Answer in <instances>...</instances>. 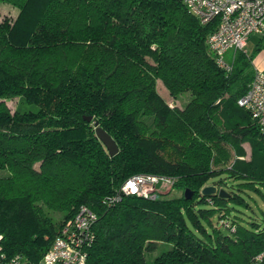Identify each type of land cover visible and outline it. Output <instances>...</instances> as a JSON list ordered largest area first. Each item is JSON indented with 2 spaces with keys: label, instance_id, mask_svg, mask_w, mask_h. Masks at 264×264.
<instances>
[{
  "label": "trees",
  "instance_id": "1",
  "mask_svg": "<svg viewBox=\"0 0 264 264\" xmlns=\"http://www.w3.org/2000/svg\"><path fill=\"white\" fill-rule=\"evenodd\" d=\"M0 4L16 9L0 18V264L15 254L39 260L81 205L96 214L85 264H255L264 215L240 222L229 203H248L225 188L230 179L242 189L264 185L256 161L264 131L237 104L264 34L224 68L206 43L216 20L201 24L181 0ZM139 173L174 177L170 189L182 193L121 194ZM207 184L214 194L200 192Z\"/></svg>",
  "mask_w": 264,
  "mask_h": 264
},
{
  "label": "built area",
  "instance_id": "2",
  "mask_svg": "<svg viewBox=\"0 0 264 264\" xmlns=\"http://www.w3.org/2000/svg\"><path fill=\"white\" fill-rule=\"evenodd\" d=\"M181 1L201 24L216 20V27L207 36L206 43L221 67H229L225 60L227 51L244 49L251 35L264 34V0ZM237 104L247 110L264 131V73L260 69L254 70L248 88ZM174 181V177L167 175L134 174L121 185L120 192L154 199L161 194V187H171ZM95 219L96 214L88 206L81 205L64 223L39 260L31 261L15 254L7 264H85L88 247L94 237L92 226ZM262 259L264 253L256 257L255 264H260Z\"/></svg>",
  "mask_w": 264,
  "mask_h": 264
},
{
  "label": "rangeland",
  "instance_id": "3",
  "mask_svg": "<svg viewBox=\"0 0 264 264\" xmlns=\"http://www.w3.org/2000/svg\"><path fill=\"white\" fill-rule=\"evenodd\" d=\"M16 13V9L7 5V4H0V18L1 16H8V17H14ZM251 39H255V37H251ZM226 58V56H225ZM157 89L158 92L160 93V95L163 96V98L166 101H171L170 96L167 93V90L163 87V85L161 84V82L158 80L157 81ZM8 106L10 107V109L13 111L16 107L17 104V98H13V99H7L6 100ZM177 104H183L184 102V97H180L177 99V101H174ZM26 109H35L36 107L34 105H25ZM244 145H246L247 148V153H245L244 158L247 159L248 158V151H249V145H247V143H244ZM256 161L261 164L264 165V146L260 147V149L258 151H256ZM231 181L232 184H230L228 187H226V192L229 193L231 190H234L238 193H240L246 200V202L248 203L247 206H239V205H232V203H229V206L233 209V214H237L239 216L240 222L242 223H248L252 220L257 221V222H261V216L264 215V185L258 184L256 185L257 189H242L241 186H236L237 182L233 181L232 179L228 180ZM217 189V187H216ZM161 191H163L162 193H166L164 194V196L166 197H176V196H180L181 195V190L176 189V188H171L168 186H163L161 187ZM56 218L60 217V214H55ZM213 220H216V216L213 217ZM167 245H163V248H167ZM160 246H158L157 244L153 245L152 247V254L148 253L146 255V258L148 260H151L156 253L159 251Z\"/></svg>",
  "mask_w": 264,
  "mask_h": 264
},
{
  "label": "water",
  "instance_id": "4",
  "mask_svg": "<svg viewBox=\"0 0 264 264\" xmlns=\"http://www.w3.org/2000/svg\"><path fill=\"white\" fill-rule=\"evenodd\" d=\"M83 119L87 122H90L92 120L91 115H84ZM94 127H95V134L96 136L101 140L103 145L105 146L107 152L109 153L110 156L115 155L118 152V146L115 142V140L112 138V136L104 130L97 121L94 122ZM200 192L202 194H214L216 192V186L212 184H207L204 185ZM224 192L222 189L219 190V195H223ZM192 196V190L190 189H185L184 191V197L185 198H190Z\"/></svg>",
  "mask_w": 264,
  "mask_h": 264
},
{
  "label": "crops",
  "instance_id": "5",
  "mask_svg": "<svg viewBox=\"0 0 264 264\" xmlns=\"http://www.w3.org/2000/svg\"><path fill=\"white\" fill-rule=\"evenodd\" d=\"M251 37H255V39H251ZM256 35H251L248 40H247V43H246V46L244 47V49H247V51H251L254 47V43L256 41ZM234 50H229L227 51L226 53V58L225 60H228V58H230L231 56V53L233 52ZM252 67H253V70L255 69H260L262 71V73H264V46H262V48L253 56L252 58ZM243 148L244 150L246 151L247 153V148H246V145H243Z\"/></svg>",
  "mask_w": 264,
  "mask_h": 264
}]
</instances>
